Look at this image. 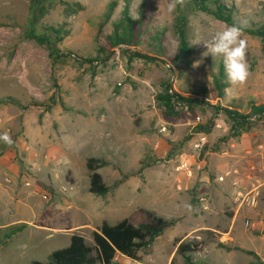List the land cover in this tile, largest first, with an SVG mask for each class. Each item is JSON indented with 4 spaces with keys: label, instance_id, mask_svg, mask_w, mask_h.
I'll use <instances>...</instances> for the list:
<instances>
[{
    "label": "rangeland",
    "instance_id": "rangeland-1",
    "mask_svg": "<svg viewBox=\"0 0 264 264\" xmlns=\"http://www.w3.org/2000/svg\"><path fill=\"white\" fill-rule=\"evenodd\" d=\"M189 2L177 5L180 11ZM221 2L236 7V22L264 25V0ZM169 3L52 0L34 17L30 0H0V100H7L0 104V135L12 140H0V231L25 226L0 245V264L45 263L75 234L92 246L91 233L103 222L138 226L145 211L175 223L138 252L140 261L119 255L116 264H187L176 254L179 241L198 244L191 264H250L251 254L264 264V118H251L248 131L231 136L230 121L210 108L249 115L252 105L264 104L260 40L243 33L251 75L242 86L226 76L219 99L212 75L222 58L205 56L203 42H195L225 24L186 11L189 56L177 60L179 15L168 12ZM126 5L133 38L114 47L108 37L115 25L125 34ZM30 29L47 39L44 45L28 37ZM94 58L100 60L83 62ZM166 84L208 105L179 106L169 117L156 100ZM91 157L109 162L98 170L107 186L129 177L104 197L92 195ZM246 196H256V205Z\"/></svg>",
    "mask_w": 264,
    "mask_h": 264
},
{
    "label": "trees",
    "instance_id": "trees-1",
    "mask_svg": "<svg viewBox=\"0 0 264 264\" xmlns=\"http://www.w3.org/2000/svg\"><path fill=\"white\" fill-rule=\"evenodd\" d=\"M47 1L52 0H30V10L35 17L44 11V5ZM115 3H111L107 12L104 15L105 21H107L111 14ZM213 5V7L211 6ZM188 10L180 11L177 6V13L179 18L177 19V29L179 35V48L176 55V59H186L189 56V49L186 42V25H187V13L186 11H200L202 13L212 16L214 19L224 23L225 25H231L237 23L234 19V15L237 9L234 5L226 6L221 0H190ZM264 9V7H263ZM123 17L126 31L124 35L118 34V25L114 26V32L112 36L108 37V40L112 42V46H128L133 38V30L130 25L133 21L128 18V5L123 10ZM36 20V18H34ZM34 24V22L32 21ZM102 25V24H101ZM100 25V26H101ZM57 36L59 31L51 30ZM28 37L35 40L38 44L44 45L47 41L42 40L39 36H36L33 30L28 31ZM244 33L258 38L261 43V52L264 54V25L251 24L248 26ZM56 51L53 48L52 52ZM104 51L101 49V53ZM66 55H71L70 52ZM52 56V54H51ZM66 57V56H65ZM109 55L104 56L102 60L99 58L84 59L85 64H92L93 62L102 61L106 63L109 60ZM133 57L144 59L150 62L158 61L156 58L141 55L139 53H133ZM99 59V60H98ZM226 73L223 64L219 66L217 74L212 75L213 89L219 99L224 96V91L228 87L225 84ZM158 104H160L166 111V114L170 116L178 115V111L175 108L181 106L187 109L193 110L195 107L208 105L204 100L198 98H192L190 96H182L172 90V87L168 84L163 86L162 94L156 97ZM7 100H0V104ZM63 105V104H62ZM211 109L216 110L215 113L223 114L230 121V134L231 136H237L240 130L248 131L251 127V118H255L260 121L264 118V104L252 105L251 113L249 115L242 114L234 109L232 106H210ZM110 165L108 161L101 158H88L86 161V170L89 177L88 191L92 195L98 197L106 196L112 189L117 188L123 181V179L129 177L123 175L122 179L116 181L112 186H107L98 170ZM141 174V170L137 172ZM146 221L143 224L134 226L128 219H123L117 222L115 225H109L103 222L98 229L92 231L91 240L93 245L88 246L85 239L80 235H72L69 240L68 247L52 252L48 261L45 263L33 262L31 264H116L117 256L121 255L126 259L134 262L140 261L138 252L145 251L149 248L155 239L159 238L169 227L173 226L174 220H165L158 217L154 212L145 211ZM24 225L10 226L4 231H0V245H3L6 240L20 233L24 229ZM264 234V230H263ZM198 244L196 242H178L176 248V254L180 255L185 263L191 264L190 254L196 252ZM250 254V253H249ZM256 258V262L250 264H263L254 254H251Z\"/></svg>",
    "mask_w": 264,
    "mask_h": 264
},
{
    "label": "clouds",
    "instance_id": "clouds-1",
    "mask_svg": "<svg viewBox=\"0 0 264 264\" xmlns=\"http://www.w3.org/2000/svg\"><path fill=\"white\" fill-rule=\"evenodd\" d=\"M185 0H170L167 6L169 13H173L177 5H183ZM135 17L134 19H138ZM249 26L247 19H241L237 23L225 25L222 30H217L210 35L209 39L197 40L195 43L203 42L207 51L205 56L213 58L221 57L224 70L229 83L233 86L244 85L251 75L250 65L247 60L248 44L243 38L244 30ZM0 140L11 145L10 135L5 132L0 135ZM185 208L191 212L192 205L186 204Z\"/></svg>",
    "mask_w": 264,
    "mask_h": 264
},
{
    "label": "built area",
    "instance_id": "built-area-1",
    "mask_svg": "<svg viewBox=\"0 0 264 264\" xmlns=\"http://www.w3.org/2000/svg\"><path fill=\"white\" fill-rule=\"evenodd\" d=\"M243 201H245L250 206L256 205V196H246Z\"/></svg>",
    "mask_w": 264,
    "mask_h": 264
}]
</instances>
